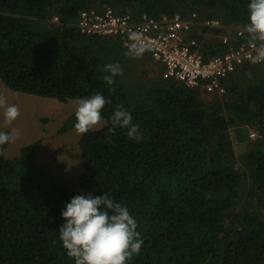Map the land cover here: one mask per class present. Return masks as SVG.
I'll list each match as a JSON object with an SVG mask.
<instances>
[{
    "label": "trees",
    "instance_id": "obj_1",
    "mask_svg": "<svg viewBox=\"0 0 264 264\" xmlns=\"http://www.w3.org/2000/svg\"><path fill=\"white\" fill-rule=\"evenodd\" d=\"M249 2L0 0L5 89L60 103L101 93L110 101L105 119L123 105L144 134L137 142L110 125L82 134L78 191L34 166V144L11 159L0 146V264H75L59 239L61 212L89 192L115 197L136 219L144 243L129 264H264V63H244L221 81L224 93L207 96L163 79L148 55L128 58L119 40L76 26L82 10L104 8L134 22L142 14L216 19L219 28L193 26L185 37L209 59L225 52L227 28L244 29ZM109 63L122 68L113 85L103 79ZM75 123L73 114L60 131ZM230 131L254 139L239 156Z\"/></svg>",
    "mask_w": 264,
    "mask_h": 264
},
{
    "label": "clouds",
    "instance_id": "obj_2",
    "mask_svg": "<svg viewBox=\"0 0 264 264\" xmlns=\"http://www.w3.org/2000/svg\"><path fill=\"white\" fill-rule=\"evenodd\" d=\"M247 8L248 22L244 31L254 53L248 59L252 64L264 63V0H250ZM127 39L126 54L129 57L141 58L151 49L139 31H130ZM105 70L110 73L103 77L108 85L114 84V77L122 75L119 63L106 64ZM107 103L110 101L101 93L77 99L74 108L76 132L85 134L99 126L110 125L112 129L127 130V136L137 142L143 140V132L138 124H133V116L123 105L116 107L107 119L102 116V109ZM0 109H3L5 128H9L20 116L19 107L9 104L3 94H0ZM20 136L18 128L0 131V146L14 143ZM61 216L64 222L58 228L59 239L75 264H129L134 256L140 254L144 242L137 231L136 219L127 206L107 193L75 195L66 204Z\"/></svg>",
    "mask_w": 264,
    "mask_h": 264
},
{
    "label": "built area",
    "instance_id": "obj_3",
    "mask_svg": "<svg viewBox=\"0 0 264 264\" xmlns=\"http://www.w3.org/2000/svg\"><path fill=\"white\" fill-rule=\"evenodd\" d=\"M195 17V14L187 18L174 14L154 19L142 14L134 22L127 15L115 14L111 8L102 11L88 9L79 12L76 26L84 35L119 40L125 52L128 51L127 34L139 31L151 46L144 55L162 65L163 79L180 82L188 88H198L207 95L222 94L224 88L221 81L244 63L250 62L248 56L254 53L244 29L229 27L227 33L220 37L221 43L227 46L225 52L204 59L196 42L185 37L193 26L219 28L220 22L216 19L197 22Z\"/></svg>",
    "mask_w": 264,
    "mask_h": 264
},
{
    "label": "rangeland",
    "instance_id": "obj_4",
    "mask_svg": "<svg viewBox=\"0 0 264 264\" xmlns=\"http://www.w3.org/2000/svg\"><path fill=\"white\" fill-rule=\"evenodd\" d=\"M150 62L152 65L149 68L159 73L158 68L161 69L162 65L151 58ZM144 68L147 67L144 65ZM0 94L7 97L9 104H15L20 109V116L9 128L3 126V109H0V131H10L12 127L21 131V136L14 143L3 148L2 155L8 159L15 158L21 148L34 144L36 149L30 156L34 166L44 170L49 178L67 190L78 191L77 177L82 165L78 140L82 134H78L74 127L60 131L67 118L74 114L76 101L60 103L53 99H42L5 89L1 84ZM235 135L234 131H230L233 150L239 156L247 148L248 140L254 139L249 137L250 132L243 135L246 140H239Z\"/></svg>",
    "mask_w": 264,
    "mask_h": 264
},
{
    "label": "crops",
    "instance_id": "obj_5",
    "mask_svg": "<svg viewBox=\"0 0 264 264\" xmlns=\"http://www.w3.org/2000/svg\"><path fill=\"white\" fill-rule=\"evenodd\" d=\"M161 68H162V66H161Z\"/></svg>",
    "mask_w": 264,
    "mask_h": 264
}]
</instances>
